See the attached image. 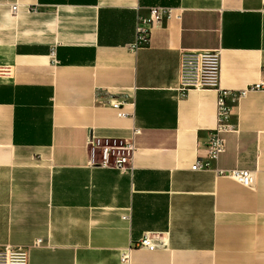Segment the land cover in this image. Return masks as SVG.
I'll list each match as a JSON object with an SVG mask.
<instances>
[{"label":"crops","instance_id":"obj_1","mask_svg":"<svg viewBox=\"0 0 264 264\" xmlns=\"http://www.w3.org/2000/svg\"><path fill=\"white\" fill-rule=\"evenodd\" d=\"M152 7L170 14L139 43ZM191 50H220L225 90L264 85V0H0V247L28 264H264V93L229 97L226 151L193 171L219 94L177 90ZM123 97L133 116L109 105ZM133 128L132 173L93 166L90 138Z\"/></svg>","mask_w":264,"mask_h":264},{"label":"built area","instance_id":"obj_2","mask_svg":"<svg viewBox=\"0 0 264 264\" xmlns=\"http://www.w3.org/2000/svg\"><path fill=\"white\" fill-rule=\"evenodd\" d=\"M17 6L12 7L15 14ZM170 14V10L163 7H152L150 17L141 21L136 28L137 41L144 43L148 40L151 29L160 24L165 17ZM54 54V53H53ZM220 50H191L183 51L180 57L179 82L177 90L179 92H188L192 90L206 91L214 90L219 94L217 104V123L211 131L207 144V155L199 159L193 166V171L209 170L211 161L218 160L221 154L226 151V140L222 134L234 131V125L231 122V105L229 97L237 99L243 98L248 92L261 91L264 93V85L257 83L248 86L240 91H229L221 87L220 84ZM11 75L9 66H0V78H6ZM109 105L116 110L121 118L133 116L126 111L127 108H133L134 103L129 97L112 99ZM140 133V130L133 128V139L125 140L119 138H99L93 136L88 141V148L91 154L93 166L99 168L113 169L121 173H132L134 170L133 159L137 151L134 144V137ZM219 176H228L233 178L243 186H251L254 183L252 172L248 170H217ZM39 240L36 245H40ZM136 247L154 250L157 244L149 235L136 244ZM122 262L129 264L130 250L121 254ZM29 250L25 248L2 246L0 247V264H28Z\"/></svg>","mask_w":264,"mask_h":264}]
</instances>
